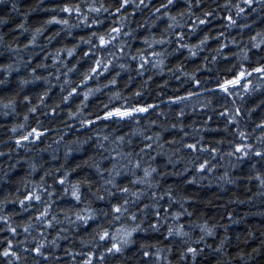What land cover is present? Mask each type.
<instances>
[{"label":"clouds","instance_id":"obj_1","mask_svg":"<svg viewBox=\"0 0 264 264\" xmlns=\"http://www.w3.org/2000/svg\"><path fill=\"white\" fill-rule=\"evenodd\" d=\"M0 264H264V0H0Z\"/></svg>","mask_w":264,"mask_h":264},{"label":"snow or ice","instance_id":"obj_2","mask_svg":"<svg viewBox=\"0 0 264 264\" xmlns=\"http://www.w3.org/2000/svg\"><path fill=\"white\" fill-rule=\"evenodd\" d=\"M142 110H146V109H142Z\"/></svg>","mask_w":264,"mask_h":264}]
</instances>
